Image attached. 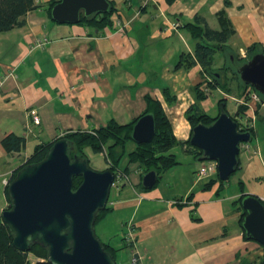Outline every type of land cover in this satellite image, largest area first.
<instances>
[{
  "label": "crops",
  "instance_id": "1",
  "mask_svg": "<svg viewBox=\"0 0 264 264\" xmlns=\"http://www.w3.org/2000/svg\"><path fill=\"white\" fill-rule=\"evenodd\" d=\"M48 1L36 0L21 26L0 34V214L9 206L4 181L23 163L20 158L69 131L92 132L110 121L134 123L146 110V96L161 104L176 140L190 138L186 111L196 101L193 88L208 79L199 64L185 68L189 61L182 57L193 54L195 39L186 24L196 17L213 29L215 21L219 29L223 12L234 31L227 45L242 57L251 44L264 49V0H176L171 5L108 0L116 10L112 25L104 27L57 23L49 16ZM43 38L47 43L39 46ZM252 95L245 113L254 115L253 138L240 144L238 166L224 183L217 171L195 180L202 161L175 145L165 154L177 164L145 188V168L128 156L136 143H125L117 170L127 178L107 206L109 214L120 217L123 235L125 224H132L138 264H260L264 246L245 236L239 201L253 195L264 203V106ZM207 102L206 93L200 109L216 116L207 111ZM34 111L38 125L31 121ZM10 133L25 139L19 153H8L1 144ZM177 199L183 201L174 204ZM123 235L119 243L109 237L105 243L115 249V262L125 247Z\"/></svg>",
  "mask_w": 264,
  "mask_h": 264
},
{
  "label": "water",
  "instance_id": "2",
  "mask_svg": "<svg viewBox=\"0 0 264 264\" xmlns=\"http://www.w3.org/2000/svg\"><path fill=\"white\" fill-rule=\"evenodd\" d=\"M108 0H59L51 10L57 23L75 24L81 15L105 13ZM240 80L264 97V53H257L237 70ZM155 134L151 113L140 116L131 130V140L149 143ZM251 133L240 131L238 124L219 104L217 118L210 124L198 122L191 128L189 142L201 151L200 161L216 162L219 180L226 181L236 170L241 143H249ZM70 142L58 138L42 160L25 164L9 182V208L1 218L11 232L12 245L29 251L32 244L46 250L50 264H116L96 235L97 213L108 201L115 174L111 169L93 170L84 158L71 157ZM81 177L73 189V178ZM157 179L155 170L141 179L151 188ZM245 211L241 226L248 239L264 246V204L253 195L241 199Z\"/></svg>",
  "mask_w": 264,
  "mask_h": 264
},
{
  "label": "trees",
  "instance_id": "3",
  "mask_svg": "<svg viewBox=\"0 0 264 264\" xmlns=\"http://www.w3.org/2000/svg\"><path fill=\"white\" fill-rule=\"evenodd\" d=\"M35 1L36 0H0V34L13 29L14 27L21 26L24 23L22 17L28 11L36 8ZM58 1L59 0L48 1L49 16L52 6ZM164 1L166 4L171 5L176 0ZM115 10L116 9L114 4L109 1V9L107 12L93 14L88 17L81 15L79 23L93 25L95 27L110 26L112 25V16L114 15ZM223 17V12H219V29L210 28L207 25L205 19L201 17L200 19L196 17L195 22L186 24V27H188L192 38L195 39V45L192 56L189 54H182V57L185 56L184 58L188 59L189 61L184 66L185 68H189L194 64H199L202 68L204 76L210 77L213 81V84L209 83L208 80V82L202 81L193 88L196 101L193 105L189 106L186 111V116L191 125V128L198 122H202L203 124H210L218 116V113L216 116H211L205 113L200 109L198 105L200 101L206 98V93H204L202 89L204 85V87H206L207 85V87L214 89L220 84V86L229 93L230 89L227 86L226 77L223 75V84L217 78L220 76L219 69H223L224 67H226V69L231 70V72H233V77H236L239 83L238 88H240V92H238L237 98H242L244 102H248L250 100V92L246 93V90L249 89L250 86L245 85L240 80L237 70L241 64L249 60L254 54L264 53V49L259 47L258 44H251L246 48V57L238 59V66H236V69L232 65L226 66L225 64L223 65V68H213L215 54H225L228 50H230L229 46L227 45V41L234 32L229 21ZM258 48H260L259 51H257ZM230 61H232L231 57ZM182 64L183 61L180 60L177 63V66H180ZM251 90L254 91L262 101H264V97L261 94L256 92L253 88H251ZM164 91V93L167 94V91L165 89ZM166 97L167 99H174L172 96ZM224 101L225 98L218 101V105L220 103H223L225 109ZM247 109L248 106L239 104L236 108L235 113L229 116L233 120H235L236 115H243ZM146 113H151L154 116L155 134L153 139L149 143H136L135 150L130 152L128 155L130 161L136 162L143 166L145 168V172L149 170H155L159 178V173L162 170L169 169L170 167L177 164L172 154H165L175 145H180L182 148L184 147L185 152L192 154L197 158L200 157L201 151L198 148L192 146L189 142V139H187L186 141H179L174 138L169 121L167 120L161 104L157 100H154L148 96H146V110L143 112V114H141V116ZM137 119H135V122L137 121ZM134 123L122 125L118 124L115 121H110L106 125L92 130V132L69 131L62 135L60 138H66L70 142L71 157L77 156L78 158H84L88 162V157L84 151V149L86 148H90L93 153L104 154L108 162L107 169H111L115 174L119 160L124 155L125 143L128 140H131L130 134ZM249 132L251 133L252 139L253 129H249ZM57 139L58 138H56L55 140ZM55 140L48 143H40L35 146L32 153L26 158L25 163H22L19 167L11 172L10 177L8 178V181L5 185V195L8 202L9 199L7 195V187L9 182L14 178L17 171L21 169L25 164L35 163L42 160ZM1 144L5 151H7L8 153H19L25 145V139L24 137L16 136L15 134L10 133L3 137V139L1 140ZM217 180H219V178ZM80 182L81 177H74L73 189L77 188ZM219 182L224 183V181L221 180H219ZM244 196H241L239 198V201H241ZM180 200L182 199H177L176 201ZM9 207L10 206H8V208ZM110 210L111 208L106 204V206L97 213L95 223L98 220H102L105 217L106 213ZM244 216L245 212L242 214V220ZM12 239L13 236L9 231L7 225L3 222L0 215V264H31L28 259V254H31L38 259V261H36L34 264H50L46 260V250L40 245L32 244L29 251H20L12 245ZM103 245L105 247V250L108 251L115 259V249L108 244L103 243ZM260 264H264V256L260 260Z\"/></svg>",
  "mask_w": 264,
  "mask_h": 264
},
{
  "label": "rangeland",
  "instance_id": "4",
  "mask_svg": "<svg viewBox=\"0 0 264 264\" xmlns=\"http://www.w3.org/2000/svg\"><path fill=\"white\" fill-rule=\"evenodd\" d=\"M211 25H213V27H215L214 29H217V25L216 22L211 21L210 22ZM212 28V27H211ZM191 44L193 42H190ZM260 48H258L257 51H259ZM247 55V53L245 54L244 57H242L241 54L236 53L233 50H228L225 55H223L222 57H220V54H216L214 57V67H222L225 64L227 65H232L235 69L236 66H238V59L240 58H245ZM230 57L232 58V61H230ZM220 73L218 80L223 84L224 82H222V78L223 75L226 77L227 80V86L229 87V93L226 92V90H224L220 84L215 87L214 89H211L210 87H206L203 89L204 93L208 94V101L209 103H211L212 105H209V103L207 102L206 105H204L207 108V111L210 114L213 115H217V113L219 112V105L217 104L218 101L222 100L223 98H225V110L228 113V115H233L234 113V106H238L240 103L239 101L236 100L237 98V88L239 87V83L237 81L236 77H233V72H231V70L226 69V67H224L223 69H219ZM208 79H205L204 82H206L207 80L209 81V83L213 84V81L211 80L210 77H207ZM207 81V82H208ZM215 84V81H214ZM205 86V85H204ZM246 93H248V89L246 90ZM250 94V93H249ZM256 94V93H255ZM253 96V95H252ZM254 97H257L256 95H254ZM235 98V99H234ZM246 112V111H245ZM87 157H88V164L90 166V168H92L93 170H97V171H102L107 169L108 167V162L106 160V156L104 154H99V153H93L90 148H86L84 149ZM24 156V155H23ZM181 156L178 155V158H180ZM16 160V158H14ZM20 160H23V163H25L26 159H24V157ZM21 165V164H20ZM19 167V166H18ZM209 177V176H208ZM207 178V177H206ZM235 177L233 176L229 183L231 184V187L233 186V179ZM123 181L120 180L118 182V184H113L111 186V191L109 194V198L107 201V205L110 204L111 200L113 201L114 198V194L116 192V189L119 185V183H121ZM107 216L101 221L98 220L95 224H94V229L96 232V235L98 236V238L100 239V241H102L103 243L107 242V238L109 237V240L112 242H120V239L123 235L122 231H119V225L117 224L118 220L120 219V217L115 213L113 215L109 214V211L107 212ZM28 259L31 262V264H34L36 261H38V259L36 257H34L31 254H28ZM127 261L129 262V250L126 249L125 247L120 249V253L119 255L116 257V264H127Z\"/></svg>",
  "mask_w": 264,
  "mask_h": 264
},
{
  "label": "built area",
  "instance_id": "5",
  "mask_svg": "<svg viewBox=\"0 0 264 264\" xmlns=\"http://www.w3.org/2000/svg\"><path fill=\"white\" fill-rule=\"evenodd\" d=\"M46 43H47V39L43 38L42 40H39L37 44L39 46H43ZM248 92L256 95L255 92L251 90V88L248 89ZM256 99H257V97H256ZM236 100L239 101L240 104H244V105L248 106V108H249L248 102H244L242 98H236ZM258 102L262 106H264V101H262L260 99V97L258 98ZM31 121H32L33 125H38L40 123V116L36 111L32 112ZM234 121L237 122L238 129L240 131H243V132L249 131V129L254 128L253 112H251L250 114L244 113L243 115H241V114L236 115ZM216 171H217V168H216V162L215 161H211V160L202 161L200 166L195 171V180L204 179V178L210 176L211 174L215 173ZM126 178H127V176H125L123 172L117 170L115 173L113 184H118V182L120 180L126 179ZM4 182H5V184L7 183V181H4ZM182 201L183 200H180V201L175 200V201H173V203L175 204V203H179ZM125 227H126V231L123 235V240L125 243V247L129 250V263L130 264H138V262L140 260L139 247H138L137 240L135 238V234H134L133 229H132V224L130 222H128L125 224Z\"/></svg>",
  "mask_w": 264,
  "mask_h": 264
},
{
  "label": "bare ground",
  "instance_id": "6",
  "mask_svg": "<svg viewBox=\"0 0 264 264\" xmlns=\"http://www.w3.org/2000/svg\"><path fill=\"white\" fill-rule=\"evenodd\" d=\"M204 161H207V160H204Z\"/></svg>",
  "mask_w": 264,
  "mask_h": 264
},
{
  "label": "flooded vegetation",
  "instance_id": "7",
  "mask_svg": "<svg viewBox=\"0 0 264 264\" xmlns=\"http://www.w3.org/2000/svg\"><path fill=\"white\" fill-rule=\"evenodd\" d=\"M232 59V58H231Z\"/></svg>",
  "mask_w": 264,
  "mask_h": 264
}]
</instances>
